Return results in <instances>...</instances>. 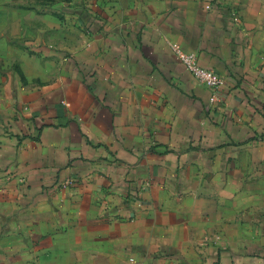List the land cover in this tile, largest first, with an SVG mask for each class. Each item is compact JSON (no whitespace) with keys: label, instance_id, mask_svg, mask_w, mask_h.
<instances>
[{"label":"crops","instance_id":"obj_1","mask_svg":"<svg viewBox=\"0 0 264 264\" xmlns=\"http://www.w3.org/2000/svg\"><path fill=\"white\" fill-rule=\"evenodd\" d=\"M0 264H264V0H0Z\"/></svg>","mask_w":264,"mask_h":264},{"label":"built area","instance_id":"obj_2","mask_svg":"<svg viewBox=\"0 0 264 264\" xmlns=\"http://www.w3.org/2000/svg\"><path fill=\"white\" fill-rule=\"evenodd\" d=\"M172 48L176 59L192 73L197 82L211 90V103L218 102L221 90L225 86L224 76L213 68L202 66L195 52L185 50L179 44H174Z\"/></svg>","mask_w":264,"mask_h":264}]
</instances>
